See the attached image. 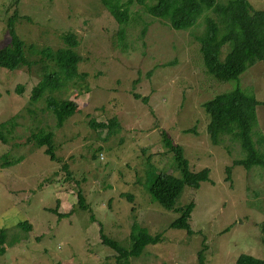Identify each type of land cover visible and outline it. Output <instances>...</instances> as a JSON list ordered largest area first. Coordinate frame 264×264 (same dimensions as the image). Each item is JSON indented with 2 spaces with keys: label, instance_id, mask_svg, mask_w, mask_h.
<instances>
[{
  "label": "rangeland",
  "instance_id": "374dc122",
  "mask_svg": "<svg viewBox=\"0 0 264 264\" xmlns=\"http://www.w3.org/2000/svg\"><path fill=\"white\" fill-rule=\"evenodd\" d=\"M248 1L264 8V0ZM127 9L123 23L101 0H0V49L10 43V18L26 48L36 50L25 51V65L0 67V228L8 233L0 264H233L240 253L264 258V166L234 165L226 180L225 168L242 156L240 147L227 137L214 145L206 133L202 103L236 82H218L206 72L196 40L202 23L181 31L149 16L138 0ZM71 32L81 58L76 78L50 94L77 106L56 127L46 107L48 85L39 87L34 103L30 95L45 64L57 69L37 51L63 48L62 36ZM239 84L264 100V60L245 70ZM256 112L264 135V105ZM113 119L111 133L89 124ZM43 128L52 132L55 160L29 140ZM165 135L183 147L192 169L210 170L195 190L194 234L170 229L178 213L147 192L148 172L172 161ZM134 222L150 235L163 234L118 263L100 230L127 247Z\"/></svg>",
  "mask_w": 264,
  "mask_h": 264
},
{
  "label": "trees",
  "instance_id": "16d2710c",
  "mask_svg": "<svg viewBox=\"0 0 264 264\" xmlns=\"http://www.w3.org/2000/svg\"><path fill=\"white\" fill-rule=\"evenodd\" d=\"M129 2L130 0H101L112 18L116 22L123 23L127 20ZM138 2L143 5L144 11L149 16L166 22L176 30L187 31L202 23L203 34L196 40L206 72L218 82L230 80L236 82V85L232 83V89L217 93L202 103L207 119L206 133L211 143L221 145L227 137L231 142L239 145L242 153L239 159H235L231 166L225 168L227 173L225 179L230 180L231 167L234 165H240L244 169L252 165L264 166V135L257 130L256 112L257 105H264V100L257 99L253 91L243 89L239 84L240 76L245 70L264 60V8H254L248 0H138ZM208 13H212L213 16ZM8 34L9 45L0 49V67L14 70L26 64V50H31L35 54L36 50L33 45L26 48L25 43L16 35L14 23L10 18ZM62 39L66 44L63 48L48 53L37 51L51 58L57 69L50 70L45 64L44 77L34 86L30 95V101L34 103L41 97L38 95L39 87L44 86L47 90L48 85L46 107L53 114L56 127H61L74 114L77 104L73 100L56 99L50 92L63 87L64 80L73 81L78 71L77 64L81 62L76 52L77 41L74 33H66ZM57 78L61 82L58 83ZM76 84L75 81L72 85ZM132 95L139 98L138 94L132 93ZM142 100L145 101V98ZM89 124L107 133H111L117 126L115 119L108 124H98L94 120ZM51 134L50 130L39 129L30 134L29 140L33 141L36 147L45 146L44 152L48 158L55 160ZM255 135L256 139H254ZM0 139L3 140L1 133ZM163 145L167 151L172 152V161L163 165L158 172H148L147 192L152 201L178 213L170 229L194 234L189 224L195 206L194 194L201 182L209 180L210 170L208 167L192 169L184 155L183 147L174 144L166 135L163 138ZM22 159V157L15 158L10 164ZM181 196H184L183 203L180 200ZM78 197L82 203L79 192ZM17 226L23 229L31 228L26 222H20ZM100 233L102 243L113 249L118 263H123L129 256H137L145 245L156 243L163 234L150 235L134 222L130 227L126 247L103 235L102 230ZM7 234L5 228H0V255L6 251ZM201 252L202 249L199 254ZM200 264L203 262L200 261ZM233 264H264V258L240 253Z\"/></svg>",
  "mask_w": 264,
  "mask_h": 264
}]
</instances>
